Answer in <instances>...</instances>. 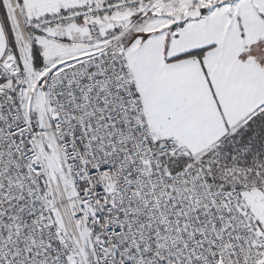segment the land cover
<instances>
[{
    "label": "snow or ice",
    "instance_id": "6c2138e0",
    "mask_svg": "<svg viewBox=\"0 0 264 264\" xmlns=\"http://www.w3.org/2000/svg\"><path fill=\"white\" fill-rule=\"evenodd\" d=\"M0 264H264V0H0Z\"/></svg>",
    "mask_w": 264,
    "mask_h": 264
}]
</instances>
